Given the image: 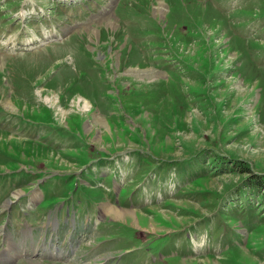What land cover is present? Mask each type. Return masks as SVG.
<instances>
[{
    "label": "rangeland",
    "instance_id": "1",
    "mask_svg": "<svg viewBox=\"0 0 264 264\" xmlns=\"http://www.w3.org/2000/svg\"><path fill=\"white\" fill-rule=\"evenodd\" d=\"M34 262L264 264V0H0V264Z\"/></svg>",
    "mask_w": 264,
    "mask_h": 264
},
{
    "label": "bare ground",
    "instance_id": "2",
    "mask_svg": "<svg viewBox=\"0 0 264 264\" xmlns=\"http://www.w3.org/2000/svg\"><path fill=\"white\" fill-rule=\"evenodd\" d=\"M156 11L160 13L161 12V6H160V8H156ZM147 73H150V71L148 70L147 72H145V74H147ZM34 198H35V196H34ZM103 211L111 214L113 217L115 216V217H119V218H127L128 216H131L133 214L130 211H124V210L116 209V208L110 207V206L104 207ZM34 263L37 264L38 262H34ZM38 264H40V263H38Z\"/></svg>",
    "mask_w": 264,
    "mask_h": 264
}]
</instances>
